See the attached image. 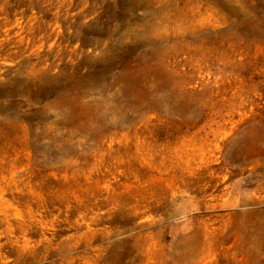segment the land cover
Returning a JSON list of instances; mask_svg holds the SVG:
<instances>
[{
  "label": "rangeland",
  "instance_id": "374dc122",
  "mask_svg": "<svg viewBox=\"0 0 264 264\" xmlns=\"http://www.w3.org/2000/svg\"><path fill=\"white\" fill-rule=\"evenodd\" d=\"M0 264H264V0H0Z\"/></svg>",
  "mask_w": 264,
  "mask_h": 264
}]
</instances>
